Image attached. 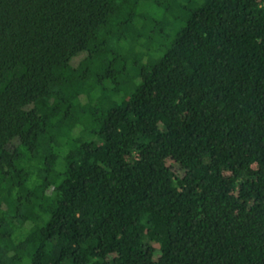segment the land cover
Wrapping results in <instances>:
<instances>
[{"label":"trees","instance_id":"16d2710c","mask_svg":"<svg viewBox=\"0 0 264 264\" xmlns=\"http://www.w3.org/2000/svg\"><path fill=\"white\" fill-rule=\"evenodd\" d=\"M0 264H264V0H0Z\"/></svg>","mask_w":264,"mask_h":264}]
</instances>
